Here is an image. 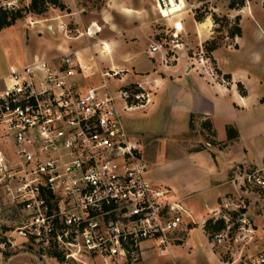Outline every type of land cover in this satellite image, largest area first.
Here are the masks:
<instances>
[{
  "label": "built area",
  "instance_id": "built-area-1",
  "mask_svg": "<svg viewBox=\"0 0 264 264\" xmlns=\"http://www.w3.org/2000/svg\"><path fill=\"white\" fill-rule=\"evenodd\" d=\"M155 2L168 35L153 39L149 53L168 63L187 54L184 13L170 19L162 11L170 0ZM76 52L35 56L0 76V199L20 237L75 264H134L144 250L164 255L196 221L168 188L146 178L138 145L124 131L121 111L145 107L150 93L111 90L107 72L101 86H79L85 74ZM188 59L202 76L224 81L201 43ZM230 183L234 193L202 220V228L224 223L207 245L220 264H264V251L247 247L255 232L250 209L264 208V165L238 168Z\"/></svg>",
  "mask_w": 264,
  "mask_h": 264
},
{
  "label": "crops",
  "instance_id": "crops-1",
  "mask_svg": "<svg viewBox=\"0 0 264 264\" xmlns=\"http://www.w3.org/2000/svg\"><path fill=\"white\" fill-rule=\"evenodd\" d=\"M251 4L235 13L239 16L240 34L210 51L215 70L224 81L198 73L190 66L188 52L169 63H164L159 53H149L155 35L146 23L118 26L105 40L77 50L85 78H90L91 71L99 75L107 72L111 90L138 87L149 91L148 105L121 111L124 131L131 142L137 143V133L144 135L151 130V116L160 120L165 116L167 125L159 134L174 138L178 150L163 164H149L151 157L146 155L147 162L142 161L145 176L154 185L168 188L170 197L180 199L198 224L207 208L234 193L230 178L238 168L264 165V28L258 20L262 11H253ZM68 8L71 7H53L50 11H69ZM168 14L171 19L175 12ZM211 26L209 20L205 24L196 22L195 33L202 38ZM92 27L90 31L95 29ZM102 44L109 51L104 52ZM59 48L65 50L63 46ZM78 51L87 54L83 57ZM201 122L209 124L213 134V143L205 149L197 145L203 144L200 140L204 141L206 135ZM228 126L236 131L231 137ZM193 225H189L183 241L185 250L192 248L194 253L200 250L197 231L204 239L205 235L202 226ZM263 226L255 230L261 237L260 246H256L260 250H264ZM209 253L206 264H220L219 256Z\"/></svg>",
  "mask_w": 264,
  "mask_h": 264
},
{
  "label": "rangeland",
  "instance_id": "rangeland-1",
  "mask_svg": "<svg viewBox=\"0 0 264 264\" xmlns=\"http://www.w3.org/2000/svg\"><path fill=\"white\" fill-rule=\"evenodd\" d=\"M59 1L63 4L66 3L64 4L65 9L71 7L67 9L69 11H50L53 8L51 5L46 11L39 14L21 11L23 14L21 18L10 26L0 29V75L5 74L9 67L27 63L35 56L52 58L59 56L67 49L77 51L81 48L90 47L114 34L118 26L125 27L146 23L153 30L155 39L159 37L166 39L168 35V24L157 13L155 0ZM28 3L29 0H0V7L11 10L22 8ZM249 3L253 11L259 9L262 11L258 15V20L264 28V3L261 0H248V3L245 0L234 2L232 0H170L169 5H173L175 8L174 16L184 13L186 37L183 40L186 43L187 52L193 54L199 50V43H201L210 55V51L205 46L210 42L218 44L229 41L233 37L231 35L233 27L239 25V16L235 14L236 11L250 7ZM162 11H164V16L172 17L168 14L167 8L162 9ZM199 17L201 22L196 20ZM207 20L212 24L211 29L209 32L208 29L207 31L203 30L208 33L199 38L198 34L195 33V24L196 22L205 24ZM93 24L99 31L92 36L86 35ZM59 46H63L65 50H61ZM78 53L80 52L78 51ZM85 54L87 52L82 51L80 53L83 57ZM103 79L99 74H94L90 78H76L79 86L84 88L101 86ZM162 107L163 104L158 107V111ZM158 113L162 112L159 111ZM164 118V115L162 120L158 116H151V130L143 132L144 135L141 133L136 135L139 136V139L136 138L139 141L136 142L139 145L141 160L145 161V156L150 155L149 164L151 162L163 164L165 160L173 157L178 150L179 145L175 144L177 142L174 138L168 137L166 134H159L167 125ZM156 130L160 131L155 132ZM133 140L135 139L133 138ZM207 140L206 137L204 141L202 138L200 141L203 144H197L198 147L205 149ZM206 217L207 214L205 213L200 224L196 220V224H190V226H202V220ZM250 219L251 227L254 230L264 225V208L252 207ZM232 221L234 232H241L238 230L241 223L237 222L236 215L232 217ZM259 221H262L263 224L260 225ZM14 222V218L0 199V264H75L61 256L55 257L51 251L44 253L37 244L24 240L14 231ZM206 225L203 226L202 231L205 239L201 232L197 231V246H200V250L194 253L191 251L192 248L185 250L186 236L184 241H178V244L172 246L164 255H160L154 250H144L142 259L134 264H206L210 260L209 252H211L207 245L209 229ZM260 241L261 237L254 232L253 239L247 246L249 253L255 254L264 251L260 248L256 249V246H260Z\"/></svg>",
  "mask_w": 264,
  "mask_h": 264
},
{
  "label": "trees",
  "instance_id": "trees-1",
  "mask_svg": "<svg viewBox=\"0 0 264 264\" xmlns=\"http://www.w3.org/2000/svg\"><path fill=\"white\" fill-rule=\"evenodd\" d=\"M232 2H234V1L232 0ZM50 5L52 7H58L61 10H63L65 8L64 4L62 2H60L59 0H29L28 5H26L22 8L11 9V10L3 9L0 7V29H3L7 26H10L17 19L21 18L23 16L21 11H28V12L39 14V13L46 11L48 6H50ZM196 20L201 22L200 17L196 18ZM235 34L236 35L240 34V27L239 26L233 27V30L231 31L232 36H234ZM215 46H216L215 43L210 42L205 47L207 48L208 51H211ZM200 128L206 134L205 137L209 140V141L208 140L207 141L212 144L213 143V138H212L213 134H212V130H211L210 125L207 124L206 122H201ZM234 133L236 134V131L232 127L228 126L227 127L228 136L231 137ZM206 224H207L206 227H207V229H209V232H212L214 230H219L224 226V223L222 220H218L214 224H212L210 221H208ZM52 254L55 257H60V255L58 253L53 252Z\"/></svg>",
  "mask_w": 264,
  "mask_h": 264
},
{
  "label": "bare ground",
  "instance_id": "bare-ground-1",
  "mask_svg": "<svg viewBox=\"0 0 264 264\" xmlns=\"http://www.w3.org/2000/svg\"><path fill=\"white\" fill-rule=\"evenodd\" d=\"M167 10H168V12H172V13H174L175 12V8H174V6L173 5H168L167 6ZM173 15V14H172ZM93 27H95V25L93 26ZM92 27V28H93ZM93 30H95V31H99V29L97 28V27H95V29L93 28L90 32H88L89 33V35H93V34H95V32L93 31ZM102 47H103V51L104 52H107V51H109V48H108V46L106 45V44H102ZM77 53V52H76ZM77 59H78V61H79V58H78V55H77ZM80 62V61H79ZM82 66V65H81ZM83 68V67H82Z\"/></svg>",
  "mask_w": 264,
  "mask_h": 264
},
{
  "label": "water",
  "instance_id": "water-1",
  "mask_svg": "<svg viewBox=\"0 0 264 264\" xmlns=\"http://www.w3.org/2000/svg\"><path fill=\"white\" fill-rule=\"evenodd\" d=\"M233 1H237V0H233Z\"/></svg>",
  "mask_w": 264,
  "mask_h": 264
}]
</instances>
